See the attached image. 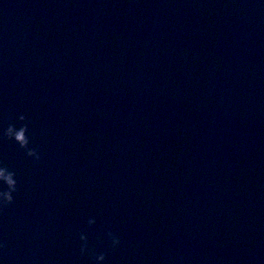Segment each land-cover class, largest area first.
Returning <instances> with one entry per match:
<instances>
[{
    "label": "water",
    "instance_id": "1",
    "mask_svg": "<svg viewBox=\"0 0 264 264\" xmlns=\"http://www.w3.org/2000/svg\"><path fill=\"white\" fill-rule=\"evenodd\" d=\"M10 122L0 264H264V0H0Z\"/></svg>",
    "mask_w": 264,
    "mask_h": 264
},
{
    "label": "clouds",
    "instance_id": "2",
    "mask_svg": "<svg viewBox=\"0 0 264 264\" xmlns=\"http://www.w3.org/2000/svg\"><path fill=\"white\" fill-rule=\"evenodd\" d=\"M19 121H25V115L21 114L17 117ZM28 124L21 123L19 127H16L14 123H8L6 127L0 131V137L5 139L14 140L21 149L24 150L25 155L33 158V160L39 161L41 159L40 153L36 148L30 147L28 136ZM18 191V181L16 173L11 170L6 164L0 163V212L8 208L14 202L13 193ZM88 225L95 223L94 217H89L87 221ZM110 240L111 248L115 249L120 244V237L109 231L105 234ZM79 252L82 256L87 255L91 260L100 264L105 261L106 255L103 251L97 252L94 248H90L88 244V237L83 231L79 233ZM4 245L0 243V247Z\"/></svg>",
    "mask_w": 264,
    "mask_h": 264
}]
</instances>
